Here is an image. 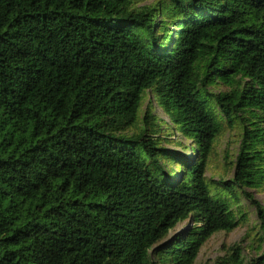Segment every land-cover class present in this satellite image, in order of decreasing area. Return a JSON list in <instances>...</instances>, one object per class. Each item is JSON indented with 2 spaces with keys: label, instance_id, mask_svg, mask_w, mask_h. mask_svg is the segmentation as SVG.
I'll return each instance as SVG.
<instances>
[{
  "label": "trees",
  "instance_id": "obj_1",
  "mask_svg": "<svg viewBox=\"0 0 264 264\" xmlns=\"http://www.w3.org/2000/svg\"><path fill=\"white\" fill-rule=\"evenodd\" d=\"M138 3L0 0V264H195L238 227V189L259 252L221 263L264 264V0Z\"/></svg>",
  "mask_w": 264,
  "mask_h": 264
},
{
  "label": "rangeland",
  "instance_id": "obj_2",
  "mask_svg": "<svg viewBox=\"0 0 264 264\" xmlns=\"http://www.w3.org/2000/svg\"><path fill=\"white\" fill-rule=\"evenodd\" d=\"M153 2L155 0H139L138 5L142 6ZM153 101L152 94L147 91L143 96L142 107L139 110L140 117ZM154 114L161 118L159 122L164 130V135L170 133L172 134L170 136H173L176 142L190 145L189 140L184 139L174 129L172 130V125L164 113L159 109H154ZM166 128H169V131H165ZM239 133L238 129H232L225 125L216 140L215 149L207 170L208 180L214 186L233 176L232 164L238 151ZM172 147L176 148V146ZM213 191L216 190L213 188ZM230 195L222 194L223 197L228 198L232 203V209L240 220L238 227L229 233L224 231L216 233L207 240L201 247L195 264H222L223 258L233 254V249L237 246L239 254L247 261L258 254L260 229L256 211L250 202L244 198L241 190H237V199H233L234 195ZM252 195L264 206V189L261 191L253 190ZM187 224L188 221L179 224L177 230L184 228Z\"/></svg>",
  "mask_w": 264,
  "mask_h": 264
}]
</instances>
